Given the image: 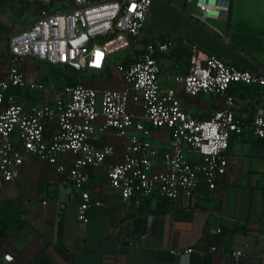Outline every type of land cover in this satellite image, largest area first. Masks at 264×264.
I'll use <instances>...</instances> for the list:
<instances>
[{"label":"built area","instance_id":"2783aa9c","mask_svg":"<svg viewBox=\"0 0 264 264\" xmlns=\"http://www.w3.org/2000/svg\"><path fill=\"white\" fill-rule=\"evenodd\" d=\"M25 2L44 7L6 43L8 67L0 80V187L19 178L25 156L35 157L72 182L79 192L77 218L85 225L90 209L103 206L86 188L87 169L115 155V146L104 141L110 133L124 140V153L120 163L107 169L108 184L122 201L137 206L153 196L170 203L182 195L190 199L202 185L214 190L228 170L230 137L249 128L264 140V116L256 115L250 124L238 118L230 93L233 84L264 88V73L240 69L192 46L187 73L174 81L188 96L223 99L221 108L204 120L186 109L174 88L161 86L156 54L175 45L170 39L144 37L153 0H74L62 10H54L51 0ZM197 5L204 18H218L228 10V4L217 0H197ZM117 53H127L129 59L115 66L124 83L121 90L99 91L84 84L58 87L36 80L32 88L46 97L41 105L25 104L13 92L29 85L28 59L77 73H101ZM156 130L168 131V150L153 146ZM187 151L197 153L199 160L189 159ZM67 155L74 156L71 164ZM192 252L189 248L182 254ZM233 256L239 259L244 253ZM13 262V255L7 254L0 264Z\"/></svg>","mask_w":264,"mask_h":264},{"label":"crops","instance_id":"0c3cea01","mask_svg":"<svg viewBox=\"0 0 264 264\" xmlns=\"http://www.w3.org/2000/svg\"><path fill=\"white\" fill-rule=\"evenodd\" d=\"M14 1L21 9L33 10V21L36 19L40 2ZM217 2L228 4V10L218 18H204L197 0H153L143 27L145 38L173 40L172 51L156 54L160 84L174 88L186 109L199 120L210 118L221 108L223 99L188 96L175 83V76L188 71L192 46L240 69L264 73V0ZM7 21L2 22L10 34L0 36V80L8 67L4 55L7 40L33 22L17 23L13 31V23ZM127 56L110 58L106 69L89 74L81 84L99 91L121 90L124 83L115 66L120 60L128 63ZM30 65L38 72L46 66L41 72L46 75L36 73L34 80L50 76L46 63L28 59L27 69ZM28 89L31 97L20 96L21 102H45L44 94L36 97L35 89ZM230 93L238 118L250 124L256 115L264 116V88L233 84ZM104 141L114 145L116 152L102 166L87 169L90 178L86 188L103 206L90 209L85 225L77 218L79 192L72 182L54 167L25 156L19 178L0 187V201L18 204L22 221L11 220L1 234L7 237L0 240V261L11 254V264H264V140L256 138L249 128L230 137L228 170L216 188L209 190L202 185L192 198L182 195L177 203L157 196L139 206L122 201L108 184L107 169L121 162L124 140L110 133ZM151 142L168 150V131H154ZM186 156L199 160L193 151H187ZM65 158L69 164L74 160L72 155ZM189 248L194 252L183 255ZM237 251L244 256L236 259L233 254Z\"/></svg>","mask_w":264,"mask_h":264},{"label":"trees","instance_id":"16d2710c","mask_svg":"<svg viewBox=\"0 0 264 264\" xmlns=\"http://www.w3.org/2000/svg\"><path fill=\"white\" fill-rule=\"evenodd\" d=\"M3 0H0V2ZM53 5V0H51ZM62 2V3H58ZM57 4L60 5V8L58 10L70 8L73 5L74 0H58ZM44 5L41 3H38L36 5V9L43 8ZM10 34V29L2 22L0 19V36H8ZM50 74L53 75V81L45 83L46 85L54 84L58 87L69 85V86H76L78 84H81V80H83L84 76L82 73H77L73 71L72 69L66 67V66H59V67H51L50 66ZM50 78V77H49ZM242 85V84H240ZM14 93L18 94L22 98H28L31 97L29 94V89H15L13 91ZM41 92V91H40ZM43 95V92H41ZM37 95V96H36ZM34 94V96L39 97L38 94ZM34 105V103L29 104ZM20 207L18 204L12 201H0V240H4L7 236L4 235L3 237L1 234H4V230L7 227L8 222L11 220H14L15 222L19 221L20 224H22L21 218L19 216Z\"/></svg>","mask_w":264,"mask_h":264},{"label":"rangeland","instance_id":"374dc122","mask_svg":"<svg viewBox=\"0 0 264 264\" xmlns=\"http://www.w3.org/2000/svg\"><path fill=\"white\" fill-rule=\"evenodd\" d=\"M58 0H53V5H54V10L56 9H59L60 8V5L57 4ZM58 3H62V2H58ZM0 10H3L4 12V18H2V21L4 23H7L9 20V22L13 23V31H16V27L15 25L17 23H21L22 25H27L28 23H31L34 19V16H35V12L33 10H26V8L24 9H21V6L18 5L16 3V1L14 0H3L0 2ZM124 53H117L115 55H113L111 58L114 60L116 57H119V56H123ZM30 69V70H29ZM36 67L35 65H30V67H28V81H29V85H28V88L32 87L33 86V82L36 81L34 80V77L36 76V73H38V75L41 74V72H44L46 70V66H41L39 69L41 72H38L39 70L36 71ZM35 70V71H34ZM48 71L50 72V68L48 69ZM32 72L34 73L32 75ZM93 72L92 71H87L85 73H82L83 76H84V80H88V76L89 74H92ZM42 76H45L46 74L45 73H42L41 74ZM50 76H47L45 77L44 79L41 78L42 81H40L41 83H49L51 81H53V75L51 74H48ZM50 77V78H49ZM40 79V78H39ZM38 80V79H37ZM35 94H40L41 92L38 91V90H35L34 91Z\"/></svg>","mask_w":264,"mask_h":264}]
</instances>
